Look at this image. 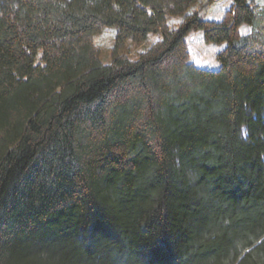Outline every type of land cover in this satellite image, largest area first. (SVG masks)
Returning <instances> with one entry per match:
<instances>
[{
  "label": "trees",
  "instance_id": "16d2710c",
  "mask_svg": "<svg viewBox=\"0 0 264 264\" xmlns=\"http://www.w3.org/2000/svg\"><path fill=\"white\" fill-rule=\"evenodd\" d=\"M199 1L0 0V264H264V5Z\"/></svg>",
  "mask_w": 264,
  "mask_h": 264
},
{
  "label": "rangeland",
  "instance_id": "374dc122",
  "mask_svg": "<svg viewBox=\"0 0 264 264\" xmlns=\"http://www.w3.org/2000/svg\"><path fill=\"white\" fill-rule=\"evenodd\" d=\"M258 2L264 5V0H258ZM233 3V0H200L188 14H193L195 10L199 9L202 10L200 12L201 15L206 16L208 20L220 22ZM184 20L185 17L183 16H175L169 18V23L172 27L178 28ZM250 31V25H242L241 32L243 34H248ZM116 35L117 29L115 27H106L101 34L95 37V43L101 51V61L105 65L112 62ZM161 38V35L153 34L150 36L149 40L143 44H137L129 40L124 53L132 59H138L142 52L151 48ZM187 43L191 53V63L194 66L212 71H217L221 68V63L217 56L227 47V43H207L204 38L203 30L193 31L187 37Z\"/></svg>",
  "mask_w": 264,
  "mask_h": 264
}]
</instances>
